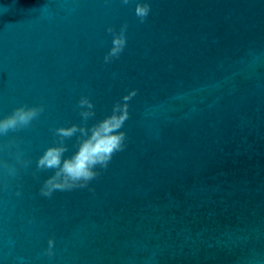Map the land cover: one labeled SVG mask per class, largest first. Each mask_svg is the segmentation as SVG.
Segmentation results:
<instances>
[{
    "label": "water",
    "instance_id": "obj_1",
    "mask_svg": "<svg viewBox=\"0 0 264 264\" xmlns=\"http://www.w3.org/2000/svg\"><path fill=\"white\" fill-rule=\"evenodd\" d=\"M118 104L122 149L42 195L38 158L86 138L55 130ZM21 105L42 110L0 135V264H264V0H0V118Z\"/></svg>",
    "mask_w": 264,
    "mask_h": 264
},
{
    "label": "clouds",
    "instance_id": "obj_2",
    "mask_svg": "<svg viewBox=\"0 0 264 264\" xmlns=\"http://www.w3.org/2000/svg\"><path fill=\"white\" fill-rule=\"evenodd\" d=\"M126 3L127 0H124ZM150 11L147 3H137L135 13L143 20ZM108 31H112L111 28ZM124 30L121 29L119 34L113 35V46L105 55L104 60L108 62L111 57L118 56L123 50L126 39ZM125 100L129 97L125 96ZM80 105H87L89 109L92 104L86 98H81ZM42 110L39 106H25L15 108L11 114L0 118V135L7 133L9 130L25 127L29 125L39 112ZM82 116L88 117L93 115L90 111H84ZM127 105H116L112 115L99 121L90 130L77 128L75 124L71 127H60L55 131L61 137L71 136L77 131L85 135V139L80 142L77 151L70 157L62 159L65 151L63 144L47 148L43 155L37 160V168H54L55 174L49 177L40 189L44 196H50L54 190H69L75 187H85L88 181L92 180L97 173L94 168L97 164L106 167L107 162L111 159L114 152L123 147L124 133L117 132L121 128L123 121L127 118ZM90 132V134H89ZM17 195L20 193L17 192ZM49 254L53 241L50 239Z\"/></svg>",
    "mask_w": 264,
    "mask_h": 264
}]
</instances>
